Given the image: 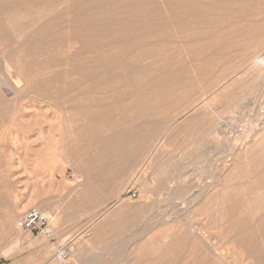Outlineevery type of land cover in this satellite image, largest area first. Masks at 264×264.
<instances>
[{"label": "rangeland", "instance_id": "obj_1", "mask_svg": "<svg viewBox=\"0 0 264 264\" xmlns=\"http://www.w3.org/2000/svg\"><path fill=\"white\" fill-rule=\"evenodd\" d=\"M263 57L264 0H0V257L264 264Z\"/></svg>", "mask_w": 264, "mask_h": 264}, {"label": "bare ground", "instance_id": "obj_2", "mask_svg": "<svg viewBox=\"0 0 264 264\" xmlns=\"http://www.w3.org/2000/svg\"><path fill=\"white\" fill-rule=\"evenodd\" d=\"M263 59H264V57L263 58H261V60L263 61ZM20 80V79H19ZM19 80H16V81H14V85H15V87L16 88H18L19 89V87H20V82H19ZM14 87V88H15ZM20 89H22V88H20ZM19 89V90H20ZM18 90V91H19ZM21 91V90H20ZM16 99V98H15ZM19 99L21 100V98L19 97ZM18 100V99H17ZM19 100V101H20ZM15 103H16V101H15ZM18 103V102H17ZM223 121H225V120H223ZM225 123H227V122H225ZM221 124H222V122H221ZM220 124V125H221ZM224 125V124H223ZM228 124H226V126H227ZM229 125H230V123H229ZM225 126V125H224ZM230 127H232V126H230ZM262 128V127H261ZM264 128V127H263ZM226 129H229L228 127L226 128ZM231 129V128H230ZM225 130V129H224ZM257 133V132H256ZM259 133V132H258ZM153 146H154V143H153ZM152 146V148L146 153V155L144 154V156H148V155H150L151 154V152L153 151V147ZM135 153H137V151L135 152ZM141 158H143V155H142V157ZM203 160H205V159H203ZM206 161V160H205ZM142 165H143V162H141V161H137V159L130 165V167L129 168H127V166L124 168V173H123V175H122V177H121V181L123 180L124 181V178L126 179V176L127 177H129V175H133V176H136V175H138V173H140L141 171H142ZM133 173V174H132ZM131 178H132V176H130ZM129 177V178H130ZM133 179H134V177H133ZM132 180V179H131ZM131 182L130 180H125V182H123V184L125 183V185L127 184V182ZM134 181H136L135 179H134ZM134 184V183H133ZM124 185V186H125ZM127 185H129V184H127ZM131 185V184H130ZM123 186V187H124ZM128 187V186H127ZM187 190H178L177 191V193L175 194V196H174V198L175 199H179L180 200V203H183V202H185L186 201V194H187ZM190 194V193H189ZM188 195V194H187ZM120 196V195H119ZM191 197V196H190ZM189 197V198H190ZM189 198H188V200H189ZM191 199V198H190ZM186 201V202H189V201ZM194 200V199H193ZM191 201V200H190ZM191 203V202H190ZM185 205V204H184ZM40 212H41V214L43 215V213H42V211L40 210ZM13 217V216H12ZM49 216H48V220H49ZM191 222V220H189V219H185V220H183L182 221V223H181V227L183 226V228H184V226H186V225H189V223ZM183 224V225H182ZM194 224H192L191 225V227H190V225H189V227L190 228H188L187 229V227H186V229L187 230H185V234H187L188 232H189V234H191V233H193V237H192V239L194 240V241H196V242H198L200 245H201V247L202 248H205V252L206 253H208V254H210L211 255V257H212V259L216 262V263H220V264H231L227 259H226V257L223 255V254H220L219 252H218V248H216V245L214 244V245H211V244H209V242L207 241V235H206V233L204 232V231H201L200 230V232H197L198 230L196 229V228H199V227H194L193 226ZM194 228H193V227ZM185 229V228H184ZM197 230V231H196ZM188 234V235H189ZM163 237V236H162ZM168 237V236H167ZM166 238V237H165ZM182 239H183V236L181 237ZM62 250V249H61ZM60 250V251H61ZM229 250H233V249H229ZM61 254V253H60Z\"/></svg>", "mask_w": 264, "mask_h": 264}, {"label": "built area", "instance_id": "obj_3", "mask_svg": "<svg viewBox=\"0 0 264 264\" xmlns=\"http://www.w3.org/2000/svg\"><path fill=\"white\" fill-rule=\"evenodd\" d=\"M19 228L36 234H45L51 238L53 231L47 218H45L36 206H29L24 209L17 220ZM0 264H10L6 259L0 257Z\"/></svg>", "mask_w": 264, "mask_h": 264}]
</instances>
